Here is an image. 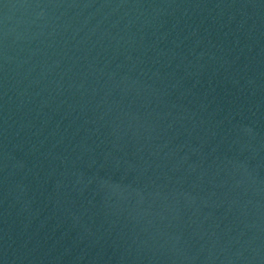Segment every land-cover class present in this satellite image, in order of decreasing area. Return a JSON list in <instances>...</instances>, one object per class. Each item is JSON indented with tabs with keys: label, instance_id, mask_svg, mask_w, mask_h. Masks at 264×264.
<instances>
[{
	"label": "water",
	"instance_id": "1",
	"mask_svg": "<svg viewBox=\"0 0 264 264\" xmlns=\"http://www.w3.org/2000/svg\"><path fill=\"white\" fill-rule=\"evenodd\" d=\"M0 264H264V0H0Z\"/></svg>",
	"mask_w": 264,
	"mask_h": 264
}]
</instances>
